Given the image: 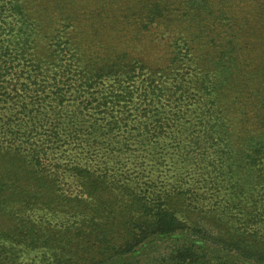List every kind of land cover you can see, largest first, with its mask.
<instances>
[{
	"label": "trees",
	"instance_id": "16d2710c",
	"mask_svg": "<svg viewBox=\"0 0 264 264\" xmlns=\"http://www.w3.org/2000/svg\"><path fill=\"white\" fill-rule=\"evenodd\" d=\"M0 264H264V0H0Z\"/></svg>",
	"mask_w": 264,
	"mask_h": 264
}]
</instances>
